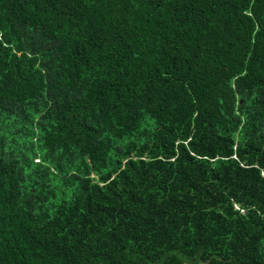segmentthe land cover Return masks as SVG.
I'll return each instance as SVG.
<instances>
[{
	"label": "trees",
	"instance_id": "obj_1",
	"mask_svg": "<svg viewBox=\"0 0 264 264\" xmlns=\"http://www.w3.org/2000/svg\"><path fill=\"white\" fill-rule=\"evenodd\" d=\"M0 264H264V0H0Z\"/></svg>",
	"mask_w": 264,
	"mask_h": 264
}]
</instances>
